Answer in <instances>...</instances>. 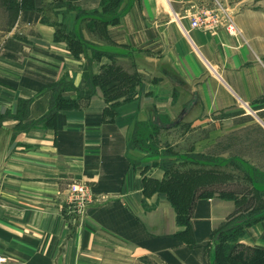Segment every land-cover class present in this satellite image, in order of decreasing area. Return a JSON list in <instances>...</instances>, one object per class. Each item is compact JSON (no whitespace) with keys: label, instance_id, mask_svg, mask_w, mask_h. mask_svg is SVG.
<instances>
[{"label":"crops","instance_id":"0c3cea01","mask_svg":"<svg viewBox=\"0 0 264 264\" xmlns=\"http://www.w3.org/2000/svg\"><path fill=\"white\" fill-rule=\"evenodd\" d=\"M252 1L30 0L0 30L7 264H216L221 244L232 259L264 252V214L241 207L244 194L180 195L179 211L161 189L186 162L195 173L234 163L249 189L264 187L249 176L264 175V13ZM203 9L218 25L190 28ZM73 182L95 195L80 221L67 214Z\"/></svg>","mask_w":264,"mask_h":264},{"label":"rangeland","instance_id":"374dc122","mask_svg":"<svg viewBox=\"0 0 264 264\" xmlns=\"http://www.w3.org/2000/svg\"><path fill=\"white\" fill-rule=\"evenodd\" d=\"M252 1V0H251ZM30 0H0V30L4 31L8 26H10L16 19L18 11L25 5H28ZM250 6L253 8H258L262 10L264 13V0H255V2H250ZM233 33L241 34L239 30L233 29ZM262 35L264 36V26L261 28ZM188 129V128H187ZM182 129L181 132L179 131L178 134L181 136H185L189 133V130ZM181 133V134H180ZM188 140V137H187ZM189 148V143H183L181 145V149L187 151L186 149ZM216 163L219 160H214ZM234 164V163H233ZM233 164L225 166L224 169H221L220 166H213L216 167L214 172H207L202 170L198 172H190V167L188 163L181 165L180 169H177L175 172L171 173V182L174 184H183V187L189 188L190 184L191 187H195V190H188L182 189L179 192V196H195L204 195V194H212V193H226L230 192L233 194H244L245 198L242 202V206L245 209H250L249 213L253 215L264 214V187L253 186V190L249 189L244 182V176L240 175L238 170L233 168ZM217 170V171H216ZM224 173L221 174L222 171ZM176 173V174H175ZM178 173H182L181 175ZM255 182L260 183L264 186V175L257 173L256 170L251 169V175H249ZM249 177V178H250ZM244 179V180H243ZM257 188V189H256ZM250 214L245 216L246 221H250ZM232 232H228L225 235L228 236ZM235 256L234 259H238V257H246L254 258L256 255L254 252L247 253L244 249H235L234 250ZM264 261V257L262 258ZM244 263V262H241ZM238 264V263H235ZM240 264V263H239Z\"/></svg>","mask_w":264,"mask_h":264},{"label":"built area","instance_id":"2783aa9c","mask_svg":"<svg viewBox=\"0 0 264 264\" xmlns=\"http://www.w3.org/2000/svg\"><path fill=\"white\" fill-rule=\"evenodd\" d=\"M216 13L209 9L199 10L193 14L190 21V28H201L211 30L218 25ZM227 29L233 31V25L228 22ZM95 200V195L91 189L84 183L73 182L68 187L67 214L75 220H82ZM0 264H7L6 259L0 255Z\"/></svg>","mask_w":264,"mask_h":264},{"label":"trees","instance_id":"16d2710c","mask_svg":"<svg viewBox=\"0 0 264 264\" xmlns=\"http://www.w3.org/2000/svg\"><path fill=\"white\" fill-rule=\"evenodd\" d=\"M119 0H103V6L109 8V9H114L117 7ZM174 183H170L167 182L166 184H164L163 186H161V189L165 190V192L168 194L169 199L171 200V202L173 203V205H175V207H177V209L180 211H183L181 207H178L176 205H178L179 203V192L177 191L178 188H176L174 185ZM229 232V231H228ZM228 232H223L221 233V241L224 240H231L233 241L239 234V230L237 228H234L233 230H230V233L228 236H226L225 234ZM219 239V240H220ZM229 251H230V247L225 245V244H221L217 247L216 250V264H234L233 261L235 262V259L230 258L229 256ZM256 255L254 256V258L251 259H247L244 263H240V264H264L263 261V257H264V252H254ZM239 260L242 259V257H238Z\"/></svg>","mask_w":264,"mask_h":264}]
</instances>
